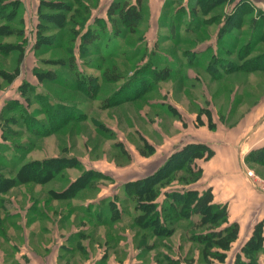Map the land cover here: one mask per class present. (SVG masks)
I'll return each instance as SVG.
<instances>
[{"label": "rangeland", "instance_id": "obj_1", "mask_svg": "<svg viewBox=\"0 0 264 264\" xmlns=\"http://www.w3.org/2000/svg\"><path fill=\"white\" fill-rule=\"evenodd\" d=\"M20 1L23 6L15 17L1 18L0 23L10 29L23 27L28 49L40 0ZM49 1L68 3L67 16L82 3ZM83 1L97 5L90 20L107 19L112 0ZM141 2L142 17L135 32L120 25L114 32L107 20L99 31L100 41L88 44L81 53L77 37L73 63L77 75L66 64V47L73 44L69 24L53 25L51 32L60 45L34 54L26 51L17 71V52H0V179L14 178L22 164L39 160L42 166L36 167L41 171L33 174L35 179H44L53 170L54 179L26 181L20 189H62L53 195L74 196L67 206L95 198L100 189L116 188L119 183L132 188L130 182L157 171L164 178L160 180L164 192L183 185L198 190L210 187L207 173L202 172L210 156L184 164L174 153L193 143L211 148L231 133L243 132V137L264 119V11L249 0ZM21 13L26 16L20 21ZM18 40L15 34L0 35V43ZM35 69L47 72L38 79ZM105 71L113 81L104 76ZM262 132L264 122L254 134ZM183 152L193 154L192 149ZM249 157L245 163L255 171L244 163V172L253 171L250 178L261 190L264 146ZM199 168L201 176L193 182ZM130 199L125 205L138 211L136 197ZM158 199L161 203L163 195ZM164 223L170 228L168 234L157 236L145 230L156 251L179 254L184 264H206L202 244L194 236L209 226L200 224L197 215L167 217ZM243 240L225 251V260H216L218 264H233ZM195 252L199 260L193 257ZM261 253L258 262L264 264Z\"/></svg>", "mask_w": 264, "mask_h": 264}, {"label": "crops", "instance_id": "obj_2", "mask_svg": "<svg viewBox=\"0 0 264 264\" xmlns=\"http://www.w3.org/2000/svg\"><path fill=\"white\" fill-rule=\"evenodd\" d=\"M40 2L35 10L38 22ZM82 2L90 12L97 6ZM18 3V7L23 6L20 0ZM25 14H20V21ZM90 17L82 31L93 22ZM38 22L32 44L28 49L24 48V54L26 51L36 53L33 44ZM21 29L26 42L24 28ZM263 122L261 119L256 129L246 132L243 137V132L231 133L224 140L212 144L213 152L205 160L206 166L202 170L210 180L208 185L213 202L226 204L228 223L238 224L237 237L226 252L240 239L244 238L245 242L254 226L260 223L263 235V253H260L264 255V192L245 175L243 169L244 163L250 161L247 156L264 146V132L254 134ZM246 165L255 171L254 167ZM24 184L0 191V264H175V261L184 264V257H179V254L156 251L152 239L147 237L145 230L148 229L135 222L134 217L139 211L133 205H125L127 198L131 201L132 193L121 187V183L116 188L100 189L95 198L80 200L71 206L67 204L74 201V196L58 198L53 195L62 189L47 187L28 192L20 189L19 186ZM99 207L102 212L97 211ZM196 253L193 255L195 259L198 258Z\"/></svg>", "mask_w": 264, "mask_h": 264}, {"label": "trees", "instance_id": "obj_3", "mask_svg": "<svg viewBox=\"0 0 264 264\" xmlns=\"http://www.w3.org/2000/svg\"><path fill=\"white\" fill-rule=\"evenodd\" d=\"M141 1L142 0H112L106 10L107 19L97 17L92 23L88 24L84 31H82L83 28H85V24L91 13L82 1V3L79 4L80 6L77 5V9L67 16V12L69 11L68 3H64V1L51 2L49 0H41L39 5V22L33 48L35 52L38 53L45 48L58 47V45H60V40L58 38L56 39V35L51 32L53 25L61 28L65 24H69L70 27L67 31L70 33V44H73L66 47L68 60L70 62L69 63L67 60L68 63L66 62V64H71L72 68L71 66H67L68 69L74 70L73 73L77 75L78 71H75L73 68L74 59L76 57L73 50L75 47L74 41L77 37L80 38L78 51L81 53L86 51L88 44H91L92 42L98 43L100 41L99 31L105 29V23L107 20L113 27L114 32L119 31V25L129 32H135L142 17ZM18 5V0H12L9 2L0 0V19L2 18V20L4 19L6 21L11 18L13 19L17 13ZM42 8H48L51 11L48 13L42 12ZM76 25H78V27H76ZM3 34H15L16 37L20 38V41L15 43H0L1 53L6 54L13 51L17 52V65L14 69L17 71L24 57L25 46L23 41L25 40L23 38V30L18 27H12L10 29V27H7V24L0 23V35ZM46 72L47 71L39 69L33 71L38 79H40L43 73ZM103 74L104 76H107L109 80H114V77L112 75H107L106 71ZM3 77L5 78V76ZM188 149H192L193 154L184 156L183 151ZM176 154L179 160L186 164L189 160L196 157L201 158L203 156H211L212 149L204 143H193L174 153V155ZM249 155L247 156L248 160H250ZM48 159H50L49 161L54 160L53 158ZM169 161L161 171L169 166ZM40 162L41 161L39 160H35L24 163L16 172L14 178L6 177L0 179V191L7 190L17 183L31 180L39 182L38 180L52 178L56 172L54 170L53 172L44 175V179H35V175L33 174L37 173L39 170L41 171V169L36 167ZM45 163L48 164L47 159ZM189 166L190 167L187 168H191V165ZM160 174V171L154 172L148 176L130 182L129 184H133V187L126 188L136 197V209L139 211L134 217L136 224L141 228L150 229V231L157 236H161L168 234L170 229L164 223V220H166L167 217L168 219L173 220L178 217L189 218L192 215H197L200 224L209 226L206 232L198 233L194 236L195 240L202 244V257L204 258L205 263L218 264V261L223 262L226 258L225 251L229 248L230 243L236 239L238 233L237 222L228 223L226 204L213 202V194L210 187L198 190L197 188H187L183 185L182 189H171L164 192L162 190L165 186L162 182L160 183V180L163 181L164 178L160 179ZM200 176L201 170L199 168L192 181H197ZM147 183L149 185H146ZM161 194L163 195V199L160 203L157 198H159ZM166 200H168V202H166ZM165 213L169 215L166 217ZM224 223H226V225L219 228L220 225ZM262 249V228L261 224L257 223L253 228L251 236L245 241L240 251L236 253L233 264H260L258 262V256Z\"/></svg>", "mask_w": 264, "mask_h": 264}, {"label": "water", "instance_id": "obj_4", "mask_svg": "<svg viewBox=\"0 0 264 264\" xmlns=\"http://www.w3.org/2000/svg\"><path fill=\"white\" fill-rule=\"evenodd\" d=\"M253 5L260 6L264 11V0H249Z\"/></svg>", "mask_w": 264, "mask_h": 264}, {"label": "built area", "instance_id": "obj_5", "mask_svg": "<svg viewBox=\"0 0 264 264\" xmlns=\"http://www.w3.org/2000/svg\"><path fill=\"white\" fill-rule=\"evenodd\" d=\"M245 173H246V176H247V177H253V176H254L252 170H246ZM261 190L264 192V182H263L262 185H261Z\"/></svg>", "mask_w": 264, "mask_h": 264}, {"label": "bare ground", "instance_id": "obj_6", "mask_svg": "<svg viewBox=\"0 0 264 264\" xmlns=\"http://www.w3.org/2000/svg\"><path fill=\"white\" fill-rule=\"evenodd\" d=\"M104 4V3H103Z\"/></svg>", "mask_w": 264, "mask_h": 264}]
</instances>
